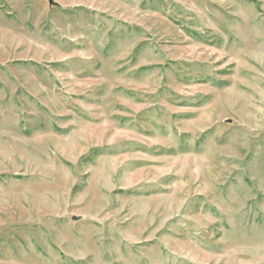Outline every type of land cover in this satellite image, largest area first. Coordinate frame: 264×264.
Segmentation results:
<instances>
[{
    "label": "rangeland",
    "instance_id": "1",
    "mask_svg": "<svg viewBox=\"0 0 264 264\" xmlns=\"http://www.w3.org/2000/svg\"><path fill=\"white\" fill-rule=\"evenodd\" d=\"M0 264H264V0H0Z\"/></svg>",
    "mask_w": 264,
    "mask_h": 264
},
{
    "label": "water",
    "instance_id": "2",
    "mask_svg": "<svg viewBox=\"0 0 264 264\" xmlns=\"http://www.w3.org/2000/svg\"><path fill=\"white\" fill-rule=\"evenodd\" d=\"M53 4H54V2L51 3V5H53Z\"/></svg>",
    "mask_w": 264,
    "mask_h": 264
}]
</instances>
